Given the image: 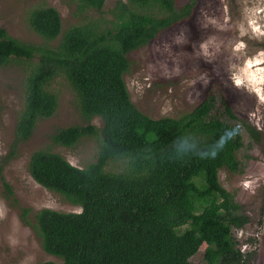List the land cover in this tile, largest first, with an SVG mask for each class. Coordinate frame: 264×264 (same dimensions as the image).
Returning <instances> with one entry per match:
<instances>
[{
	"label": "trees",
	"instance_id": "trees-1",
	"mask_svg": "<svg viewBox=\"0 0 264 264\" xmlns=\"http://www.w3.org/2000/svg\"><path fill=\"white\" fill-rule=\"evenodd\" d=\"M70 1L79 13L99 15L105 3ZM194 4L176 10L172 0H126L112 20H89L63 33L54 9L29 12V27L45 43L60 37L55 47L19 42L0 29V69L11 62L26 65L23 108L3 163L40 120L55 113L58 99L50 85L58 77L75 93L85 125L57 129L52 145L72 148L85 137L97 140L95 159L82 168L44 149L29 158L35 183L80 208L34 214L41 248L57 260L37 264H195L191 258L202 244L203 264H250L253 253L241 252L232 236L248 219L218 180L222 168L242 173L236 129L209 114L208 100L177 119H151L130 101L123 81L127 54L190 15ZM243 126L260 142L253 126ZM113 163L117 171H110Z\"/></svg>",
	"mask_w": 264,
	"mask_h": 264
},
{
	"label": "rangeland",
	"instance_id": "rangeland-1",
	"mask_svg": "<svg viewBox=\"0 0 264 264\" xmlns=\"http://www.w3.org/2000/svg\"><path fill=\"white\" fill-rule=\"evenodd\" d=\"M191 2L172 0L176 10ZM119 3L126 0H105L99 15L92 10L79 13L76 2L70 0H0V29L19 42L55 47L60 37L45 43L29 27V12L41 7L54 9L63 33L89 20H112ZM126 58L129 68L123 81L130 101L144 115L177 119L208 100L209 114L236 129V158L242 173L222 168L218 180L248 219L243 228L232 230L237 248L253 253L250 264H264V0H195L190 15ZM25 75L26 65L21 62L0 69V264L56 262L42 250L33 216L42 209L80 211L32 180L27 170L31 154L49 150L82 168L95 159L97 151L94 137H85L72 148L52 145L50 136L57 129L85 125L75 93L64 77H58L50 85L58 99L55 113L40 120L30 139L3 163L23 108ZM224 104L234 118L226 114ZM91 123L101 125L99 119ZM244 123L260 133V142L251 140ZM118 168L113 163L110 171ZM205 248V244L199 247L191 258L193 263L203 264Z\"/></svg>",
	"mask_w": 264,
	"mask_h": 264
}]
</instances>
